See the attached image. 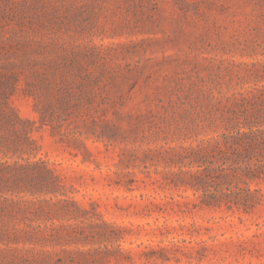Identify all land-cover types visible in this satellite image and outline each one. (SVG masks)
Masks as SVG:
<instances>
[{
  "label": "rangeland",
  "instance_id": "1",
  "mask_svg": "<svg viewBox=\"0 0 264 264\" xmlns=\"http://www.w3.org/2000/svg\"><path fill=\"white\" fill-rule=\"evenodd\" d=\"M2 73L52 173L0 264H264V180L248 213L201 206L183 159L264 131V0H0Z\"/></svg>",
  "mask_w": 264,
  "mask_h": 264
},
{
  "label": "trees",
  "instance_id": "2",
  "mask_svg": "<svg viewBox=\"0 0 264 264\" xmlns=\"http://www.w3.org/2000/svg\"><path fill=\"white\" fill-rule=\"evenodd\" d=\"M18 83V75L0 74V243H13L20 239L32 240L36 236L32 226L27 225L26 229H19L11 221L19 214L27 218L26 216L32 212L29 210L33 202L23 199L21 195L48 192L49 181L46 175L52 173L41 167L39 162L23 157L31 144L30 126L35 122L24 119L13 103V98L18 93ZM226 144L235 145L238 150L232 158L227 156L224 158V161L232 160L229 167L225 164L215 167L206 148L199 147L187 153L183 159L190 160L192 167L196 166L197 169L186 172L189 180L185 182L199 193L201 206L209 208L225 206L228 210L248 213L259 203L256 197L259 190H252L251 183L264 180V163L261 160L252 162L250 158L253 153H258L259 156L262 154L264 131L239 132ZM13 157L16 159L9 161ZM36 172L39 174L36 175ZM233 180L243 186H239L236 191L216 189L225 184L231 186ZM9 193L15 197H8ZM22 264L51 263L46 258H25Z\"/></svg>",
  "mask_w": 264,
  "mask_h": 264
}]
</instances>
